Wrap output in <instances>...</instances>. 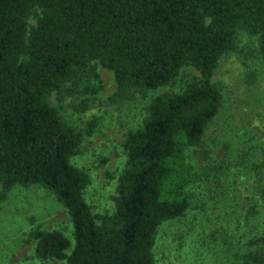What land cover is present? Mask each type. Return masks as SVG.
<instances>
[{
	"label": "trees",
	"instance_id": "trees-1",
	"mask_svg": "<svg viewBox=\"0 0 264 264\" xmlns=\"http://www.w3.org/2000/svg\"><path fill=\"white\" fill-rule=\"evenodd\" d=\"M242 31L258 38L264 65V0H0V205L16 187L41 186L73 226V241L62 231H31L38 259L158 264L160 227L191 206L187 188L197 175L186 152L203 147L221 112L214 76ZM98 66L114 74L112 104L146 98L186 67L199 76L151 101L123 144L115 211L96 216L84 197L90 177L72 161L99 119L79 130L50 100L74 99L71 107L87 112L102 89ZM240 264H264V251Z\"/></svg>",
	"mask_w": 264,
	"mask_h": 264
},
{
	"label": "rangeland",
	"instance_id": "rangeland-1",
	"mask_svg": "<svg viewBox=\"0 0 264 264\" xmlns=\"http://www.w3.org/2000/svg\"><path fill=\"white\" fill-rule=\"evenodd\" d=\"M102 89L89 97V110L76 112L74 99L63 104L55 96L68 124L84 130L99 119L95 133L85 137L73 165L90 177L84 193L94 215L112 214L118 177L127 156L123 144L130 131L143 125L151 101L166 93H179L199 73L186 67L176 81L146 98L112 104L116 91L113 72L98 66ZM214 82L224 102L204 138L202 148L189 149L186 161L197 175L189 185L191 206L180 219L160 227L154 254L158 264H240L251 251H264V65L257 37L242 31L237 50L224 56ZM208 153L203 157V153ZM62 231L73 241L67 210L53 193L41 186L16 187L0 205V264H68L35 256L31 231Z\"/></svg>",
	"mask_w": 264,
	"mask_h": 264
}]
</instances>
